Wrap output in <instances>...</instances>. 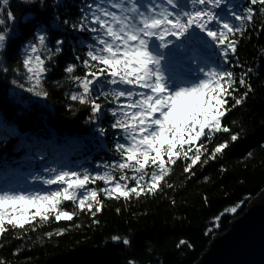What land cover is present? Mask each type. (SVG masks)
<instances>
[{"label":"trees","instance_id":"obj_1","mask_svg":"<svg viewBox=\"0 0 264 264\" xmlns=\"http://www.w3.org/2000/svg\"><path fill=\"white\" fill-rule=\"evenodd\" d=\"M154 2L159 4L162 0ZM97 3L113 11L108 0H9L7 10L16 19L8 21L11 54L7 49L0 54V68L8 69L0 71V184L9 185L23 176L31 184L37 180L33 177L51 175L45 169L111 172L117 180L122 174L132 175L127 169L110 167L121 159L116 143H127L123 130L111 127L115 118L110 110L119 107V103H113L111 97L107 101L100 97L97 102L102 110L97 118L90 119L91 105L71 99L72 93L82 89L66 67L76 64L73 75L83 76L88 69L82 61L88 59L90 45L99 47L96 37L100 35L72 25H79L86 16L85 23L98 27L90 19ZM247 4L248 0H231L229 7L236 6L239 12ZM253 7L257 9L254 20L249 22L244 35H236V54H230L229 63L223 65L237 79L233 95L237 99L245 92L248 95L222 120L230 133H216L211 141L201 138L195 142L207 148L201 157L207 162H198L186 172L184 169L191 161L181 155L170 165L155 192L130 194L129 198H116L115 194L107 197L100 191L105 183L97 180L88 188L97 189L100 211L92 215L68 201L61 210L73 212L72 220L57 221L51 215L46 221L37 217L23 229L9 226V231L0 237V264L195 262L211 236L224 230L229 220L241 213L247 201L264 187V12L259 11V4ZM226 18L239 24L230 15ZM40 29L47 31L49 47H54L57 39L64 41L61 53L46 62L47 71L42 79L46 97L27 91L29 84L22 67L24 48ZM205 40L201 43L192 38L177 42L179 48L172 47L179 57L195 55L201 66H218V49L210 39ZM202 47L208 54L203 53ZM245 73L250 87L238 84ZM112 87L115 86L105 85L103 90ZM100 90L97 85L93 97ZM125 99L121 98V102ZM227 99L226 107H231L234 100ZM101 128L105 130L103 134ZM231 134H237L238 139L231 141ZM219 143L228 146L211 159ZM187 147L184 146L185 150ZM151 171L149 167L148 172ZM35 185L37 189L55 186L45 185L42 180ZM234 207L236 211L231 212Z\"/></svg>","mask_w":264,"mask_h":264},{"label":"snow or ice","instance_id":"obj_2","mask_svg":"<svg viewBox=\"0 0 264 264\" xmlns=\"http://www.w3.org/2000/svg\"><path fill=\"white\" fill-rule=\"evenodd\" d=\"M108 3L120 12L95 4L90 19L98 27L85 23L86 16L81 18L79 25H72L100 33L96 37L99 47L89 46L88 59L82 61L88 69L83 76L73 75L76 64H69L66 72L82 89L72 93L71 99L91 105L93 115L90 119L97 118L102 110V105L97 102L100 97L106 101L111 97L113 103H119V107L110 110L115 118L111 127L123 130L127 143H116L115 149L121 159L110 167L127 169L132 175L122 174L117 180L111 172L90 174L87 170L81 173L45 169L51 173L48 178L37 176L33 179L42 180L45 185H56L55 189L0 191V237L9 231V226L23 229L37 217L46 221L54 215L57 221L72 220L73 212L61 210L68 201L75 203L79 210L95 215L101 210L99 194L96 188H88V185L97 180L105 183L106 187L100 191L109 198L114 194L116 198H129L130 194L140 196L155 192L170 165H174L181 155L191 161L184 169L186 172L198 162H207L201 159L207 148L203 143L197 145L195 142L201 138L211 141L216 133L231 132L222 120L248 93L239 99L233 95L237 79L234 72L223 65L229 63L230 54H236V35H244L249 22L254 20L257 9L253 6L261 5L259 11L264 12V0H248L239 12L236 6L229 7L231 0H162L159 4L154 0H127V4L125 0H108ZM188 4L191 10H184ZM8 5L9 0H0V54L6 49L11 54L12 48L8 21H14L16 17L7 10ZM229 15L239 24L227 19ZM197 32L203 35L198 36ZM192 38L201 43L207 42L205 38L210 39L218 49L219 65L201 66L197 56L189 55L186 74L191 77V82H177L165 66V52L160 50L168 49L169 45L179 48L177 42ZM49 43L47 31L40 29L24 48L22 67L29 84L27 91L37 96L48 95L42 85L46 62L61 53L64 41L55 40L54 47H49ZM0 71L8 69L0 68ZM246 76L247 73L241 75L238 84L250 87ZM13 83L17 82L14 80ZM97 85L101 90L93 97ZM105 85L115 87L104 91ZM228 97L234 100L231 107H226ZM121 98L126 99L121 102ZM99 131L103 134L105 130ZM230 139L236 141L238 135L231 134ZM227 146L219 143L210 158L215 159L216 154ZM149 167L152 168L150 173ZM230 211L235 212L236 208ZM124 243L128 241L124 240Z\"/></svg>","mask_w":264,"mask_h":264},{"label":"water","instance_id":"obj_3","mask_svg":"<svg viewBox=\"0 0 264 264\" xmlns=\"http://www.w3.org/2000/svg\"><path fill=\"white\" fill-rule=\"evenodd\" d=\"M193 264H264V187L211 236Z\"/></svg>","mask_w":264,"mask_h":264},{"label":"rangeland","instance_id":"obj_4","mask_svg":"<svg viewBox=\"0 0 264 264\" xmlns=\"http://www.w3.org/2000/svg\"><path fill=\"white\" fill-rule=\"evenodd\" d=\"M125 3L127 4V0H125ZM188 6L191 8L190 4ZM113 11L120 12V9L113 8ZM165 51V66L168 68V70L175 75V78L177 82L184 81V82H191V77L187 76V59L189 54H186L185 56L182 55L179 57V55L176 54L175 50H173L172 45H169L168 49H163ZM203 53H207L208 51L206 48L202 47ZM171 54V55H170ZM166 74H168L166 72ZM196 75V74H193ZM37 180H33L31 184H28V177L23 176L19 180L6 185V184H0V191H37V190H49V189H37L35 186V183ZM57 186L50 189H55Z\"/></svg>","mask_w":264,"mask_h":264}]
</instances>
